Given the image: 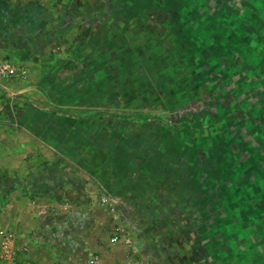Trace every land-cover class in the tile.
<instances>
[{
    "label": "rangeland",
    "instance_id": "1",
    "mask_svg": "<svg viewBox=\"0 0 264 264\" xmlns=\"http://www.w3.org/2000/svg\"><path fill=\"white\" fill-rule=\"evenodd\" d=\"M6 60L43 107L71 116L69 136L39 149L66 156L49 167L82 169L65 178L93 184L84 212L105 214L61 222L54 207L56 223L30 227L21 254L125 264L129 249L107 247L105 197L146 264H264V0H0ZM195 99L198 111L181 110Z\"/></svg>",
    "mask_w": 264,
    "mask_h": 264
},
{
    "label": "crops",
    "instance_id": "2",
    "mask_svg": "<svg viewBox=\"0 0 264 264\" xmlns=\"http://www.w3.org/2000/svg\"><path fill=\"white\" fill-rule=\"evenodd\" d=\"M11 82L13 83H10L6 88L0 85L2 88L0 89V246L3 237L10 236L18 255L25 263L48 264V260L44 256L41 260L37 258V254L34 255L29 250L26 255L19 252L18 246H26L19 238L27 243V233L30 231V227H35L36 223L40 221L47 224L56 223L57 219L52 209L54 207L62 209V217L58 220L61 222L70 221L72 217L68 218L67 215L71 214L74 216L73 219L77 217L81 224L91 219V221L101 225L105 222V214L87 215L84 212L86 206H89V203H86V197L83 195L84 189L87 190L91 185L94 188L93 184L89 181L82 182L79 179L65 178L71 173L81 175L82 169L71 166L67 169L65 167H49L47 163L50 157L56 159L57 163H61L66 156L56 151L58 155L54 156V150H51V153L40 150L42 147L48 149L49 143L52 141L59 142V137L64 139L65 134L69 136V128H74V124L68 123L71 116L64 112H57L48 106L43 107L46 98L37 87L18 81ZM228 86V83H222L220 104H224L223 98L225 99L228 95V89L233 90L234 86L232 88H228ZM244 89V91L248 90L247 87ZM32 160L36 163L40 160V166L37 168L30 167L29 163ZM20 162H23L24 166L18 167L17 164ZM70 169H72L71 172H69ZM5 175H8V178L2 177ZM71 185L76 187L70 188ZM85 185L87 188H83ZM30 195L31 197H29ZM94 205H92L93 212H98L96 204ZM64 209H68V211L66 212ZM4 221L12 224L8 230L13 233L2 230L6 226ZM81 230L78 232L84 235L86 230ZM92 230L91 234H96V229ZM68 231L75 234L77 230L68 229ZM34 235L35 231L32 233V236ZM62 236H65V233H62ZM107 247L113 251V248ZM100 248L96 247L95 251ZM117 249L125 248L117 246L115 250ZM76 250L77 252L73 251L72 253L70 259L72 261H76L77 255L85 252V249L81 247L76 248ZM98 252L101 255L109 254L107 248ZM136 253L142 252L136 250ZM45 254L47 256L48 253ZM115 257L112 256L105 264H114Z\"/></svg>",
    "mask_w": 264,
    "mask_h": 264
},
{
    "label": "built area",
    "instance_id": "3",
    "mask_svg": "<svg viewBox=\"0 0 264 264\" xmlns=\"http://www.w3.org/2000/svg\"><path fill=\"white\" fill-rule=\"evenodd\" d=\"M26 79V70L16 67L11 61H3L0 63V81H20ZM99 207L107 209L112 214L114 225L109 237V247L115 249L121 246L129 249L125 256V264H146L142 259L135 257V251L131 249V237L127 229L121 225L120 217L114 213V206L110 201L102 197L97 202ZM0 264H27L18 255L12 238L4 236L0 246ZM90 264H100L97 258L90 261Z\"/></svg>",
    "mask_w": 264,
    "mask_h": 264
},
{
    "label": "trees",
    "instance_id": "4",
    "mask_svg": "<svg viewBox=\"0 0 264 264\" xmlns=\"http://www.w3.org/2000/svg\"><path fill=\"white\" fill-rule=\"evenodd\" d=\"M202 103L200 102L199 99H195L192 102L188 103L181 108V110L186 109V111H198L201 108Z\"/></svg>",
    "mask_w": 264,
    "mask_h": 264
},
{
    "label": "flooded vegetation",
    "instance_id": "5",
    "mask_svg": "<svg viewBox=\"0 0 264 264\" xmlns=\"http://www.w3.org/2000/svg\"><path fill=\"white\" fill-rule=\"evenodd\" d=\"M215 78H220V77H215ZM232 78H233V79H236L235 76H233V75H232V77L230 76L229 79H228V81L230 82V84L233 83V82H232ZM232 85L234 86V87L232 86L233 88H236V89H237V86H236L234 83H233ZM228 88H229V87H228ZM261 93H262V92H261Z\"/></svg>",
    "mask_w": 264,
    "mask_h": 264
}]
</instances>
